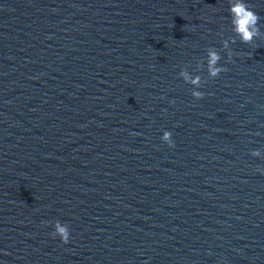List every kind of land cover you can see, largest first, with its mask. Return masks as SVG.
<instances>
[{
	"label": "water",
	"instance_id": "obj_1",
	"mask_svg": "<svg viewBox=\"0 0 264 264\" xmlns=\"http://www.w3.org/2000/svg\"><path fill=\"white\" fill-rule=\"evenodd\" d=\"M249 6L261 35L232 43L227 0H0L3 264H264Z\"/></svg>",
	"mask_w": 264,
	"mask_h": 264
},
{
	"label": "clouds",
	"instance_id": "obj_2",
	"mask_svg": "<svg viewBox=\"0 0 264 264\" xmlns=\"http://www.w3.org/2000/svg\"><path fill=\"white\" fill-rule=\"evenodd\" d=\"M228 12L230 15V25L231 30L235 34L232 37L231 42H235V38L238 36L239 39L244 43H250L253 39L261 35V28L259 21L261 19L259 13H257L254 8L249 6V0H227ZM230 41L228 39L223 40L222 46L228 48ZM221 60L220 53L215 48H210L207 54V66L208 75L212 77L218 76L224 67L219 63ZM182 77L194 84H199L200 77H193L187 71L181 73ZM192 96L200 98L203 96V92L198 88H194L192 91ZM161 139L171 146L174 141L172 139V133L169 130H165L162 133ZM252 155L260 156L261 151L259 149H254ZM258 171L264 172V169H258ZM54 235H58L60 239L67 243L70 237V228L67 223H62L59 220L54 223ZM3 264V261H0Z\"/></svg>",
	"mask_w": 264,
	"mask_h": 264
}]
</instances>
